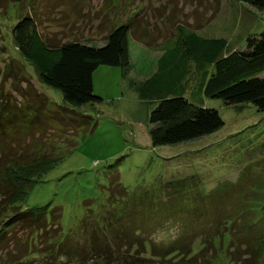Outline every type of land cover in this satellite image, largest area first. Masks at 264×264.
Listing matches in <instances>:
<instances>
[{
    "label": "rangeland",
    "instance_id": "1",
    "mask_svg": "<svg viewBox=\"0 0 264 264\" xmlns=\"http://www.w3.org/2000/svg\"><path fill=\"white\" fill-rule=\"evenodd\" d=\"M24 13L37 21L39 37L53 45L79 42L100 48L111 30L131 22L133 32L127 46L132 68L124 72L118 67L100 66L94 71L93 94L103 99L101 104L80 108L65 104L59 91L39 82L33 65L19 56L12 43V28ZM201 23L200 37L226 40L221 54L225 57L244 51L246 39L264 31V12L237 0H0V110L6 115L8 108L14 115L29 102L28 92L44 95L50 104L46 108L45 104L37 105L40 118L45 114L46 120H39L34 131L44 133L39 139L44 137L45 146L39 141L29 148L38 144L58 159L28 191L23 209L60 207L63 234L75 231L84 215L83 201H93L95 212L106 204L109 170L113 169L109 167L116 165L119 182L129 193L140 186L150 187L159 179L167 182L194 176L204 194L219 183H228L219 214L230 221L222 224L224 238L221 244L216 243L221 245V253L212 260L214 264H231L225 254L231 235L237 238L244 233L253 239L259 230L264 232V112L251 104L224 105L205 98L203 86L213 73V65L191 60L188 74L168 97L182 94L195 106L216 110L224 126L192 142L151 146L148 119L159 98L141 100L138 89L146 76L156 71L162 50L176 44L177 25L187 29ZM134 35L141 36L148 46ZM258 77L264 78V71ZM25 113L28 119L33 118L32 112ZM45 123L57 127L58 136L52 138V130ZM10 132L6 126L5 133L14 137ZM179 206L185 207L178 213L183 216L170 214L163 226L157 219L148 222L145 235L166 244L182 233H192L194 228L187 225V201H179ZM212 211H205L203 221L211 220L207 217ZM16 232L17 237L25 235L21 228ZM200 241L194 244L195 251L200 249ZM42 246H38L37 253L42 252L35 259L25 252L28 261L57 264L59 257L48 259ZM246 246H241L236 261L264 264V254L258 260L255 253L245 256ZM13 249L10 245L9 250Z\"/></svg>",
    "mask_w": 264,
    "mask_h": 264
},
{
    "label": "trees",
    "instance_id": "2",
    "mask_svg": "<svg viewBox=\"0 0 264 264\" xmlns=\"http://www.w3.org/2000/svg\"><path fill=\"white\" fill-rule=\"evenodd\" d=\"M237 1L264 12V0ZM16 21L11 36L19 56L33 65L41 84L59 91L63 102L73 108L103 102L93 94L92 75L98 67H118L124 72L132 68L127 39L133 27L129 21L111 30L100 48L79 42L53 45L39 37L38 23L31 15L24 13ZM177 26L176 44L165 52L162 50L156 71L138 89L141 100L159 98L148 119L153 148L192 142L224 126L216 110L195 106L182 94L168 97L169 91L180 85L188 74L191 60L213 65V73L203 86L205 98L220 100L224 105L251 104L258 112H264V78L258 77L264 71V31L249 36L244 51L223 57L226 40L200 37L197 32L204 27L202 23L187 29ZM134 38L147 45L141 36L134 35ZM28 96L31 100L18 113L13 115L7 108L4 115L0 110V264H31L25 252L35 259L41 255V250L36 251L40 244L45 247L48 259L59 257L57 264H214L212 260L221 250V245L216 243L221 244L224 238L222 224L230 221L220 216L221 197L227 193L228 183H219L204 194L194 176L167 182L159 179L150 187L140 186L129 193L119 182L114 165L109 167L113 169L109 170L106 204L95 212L93 201H83L84 215L75 231L63 234L60 207L44 205L23 209L28 191L58 161L38 144L29 148L33 142L45 144L44 137L39 139L44 133L36 134L34 130L39 120H46L45 109L41 111L44 117L40 118L38 105L45 104L46 108L50 102L39 92L36 95L28 92ZM25 112H32L34 120L28 119ZM6 126L14 137L5 133ZM47 127L52 130V138L58 136L57 127ZM6 141L10 143L8 146L4 144ZM179 201H187V225L194 228L192 233H182L166 244L148 238L145 235L148 222L157 219L163 226L170 214L177 218L183 216L178 215L185 209L179 206ZM211 209L216 214L208 216L206 212L207 219L211 220L203 221L205 211ZM17 228L25 235L17 237ZM246 236L244 233L237 238L231 235L225 253L231 264L248 263L236 261L244 244H247L245 256L255 253L258 260L264 254L263 230L253 239ZM197 240H201L200 249L195 251ZM10 245L14 246L12 251Z\"/></svg>",
    "mask_w": 264,
    "mask_h": 264
},
{
    "label": "crops",
    "instance_id": "3",
    "mask_svg": "<svg viewBox=\"0 0 264 264\" xmlns=\"http://www.w3.org/2000/svg\"><path fill=\"white\" fill-rule=\"evenodd\" d=\"M208 39V38H207ZM143 51V50H142ZM158 59H159V57L157 58V63H158ZM150 76H146V79H149L152 75H153V73L152 74H149Z\"/></svg>",
    "mask_w": 264,
    "mask_h": 264
}]
</instances>
